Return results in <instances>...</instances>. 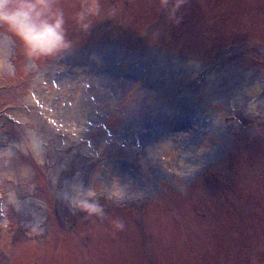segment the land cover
<instances>
[{"label": "rangeland", "instance_id": "rangeland-1", "mask_svg": "<svg viewBox=\"0 0 264 264\" xmlns=\"http://www.w3.org/2000/svg\"><path fill=\"white\" fill-rule=\"evenodd\" d=\"M90 2L55 0L56 57L0 27V264H225L257 227L264 260V0H97L83 31Z\"/></svg>", "mask_w": 264, "mask_h": 264}, {"label": "clouds", "instance_id": "clouds-1", "mask_svg": "<svg viewBox=\"0 0 264 264\" xmlns=\"http://www.w3.org/2000/svg\"><path fill=\"white\" fill-rule=\"evenodd\" d=\"M166 2V0H165ZM183 0H176L179 7ZM82 10L76 13V23L83 31L92 26L89 17L100 12L97 0L82 4ZM64 12L55 6V0H0V27H5L22 43L25 55L30 59L56 57L72 47L67 38ZM73 206L93 214L102 213L95 201L96 192L76 186ZM112 195H116L114 192ZM122 227V225H117Z\"/></svg>", "mask_w": 264, "mask_h": 264}, {"label": "flooded vegetation", "instance_id": "flooded-vegetation-1", "mask_svg": "<svg viewBox=\"0 0 264 264\" xmlns=\"http://www.w3.org/2000/svg\"><path fill=\"white\" fill-rule=\"evenodd\" d=\"M256 234L255 237L253 234ZM245 235L242 237L241 243H239V253L235 254V257L238 258L237 262L232 263L234 260L232 258H235L231 253L228 260L225 262V264H264L263 260V237H262V231L259 227H257V230H252L250 234L244 233ZM234 253V252H233Z\"/></svg>", "mask_w": 264, "mask_h": 264}, {"label": "bare ground", "instance_id": "bare-ground-1", "mask_svg": "<svg viewBox=\"0 0 264 264\" xmlns=\"http://www.w3.org/2000/svg\"><path fill=\"white\" fill-rule=\"evenodd\" d=\"M257 94H258V92H256ZM258 96V95H257ZM206 143V142H205ZM153 159H155V158H153ZM156 160V159H155Z\"/></svg>", "mask_w": 264, "mask_h": 264}, {"label": "trees", "instance_id": "trees-1", "mask_svg": "<svg viewBox=\"0 0 264 264\" xmlns=\"http://www.w3.org/2000/svg\"><path fill=\"white\" fill-rule=\"evenodd\" d=\"M112 21V23L114 22V20H111Z\"/></svg>", "mask_w": 264, "mask_h": 264}]
</instances>
